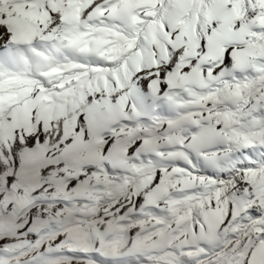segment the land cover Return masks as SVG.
I'll return each mask as SVG.
<instances>
[{
	"label": "snow or ice",
	"instance_id": "obj_1",
	"mask_svg": "<svg viewBox=\"0 0 264 264\" xmlns=\"http://www.w3.org/2000/svg\"><path fill=\"white\" fill-rule=\"evenodd\" d=\"M0 264H264V0H0Z\"/></svg>",
	"mask_w": 264,
	"mask_h": 264
}]
</instances>
